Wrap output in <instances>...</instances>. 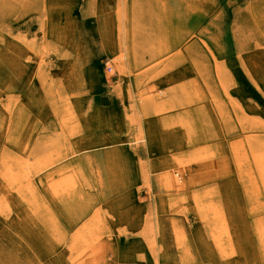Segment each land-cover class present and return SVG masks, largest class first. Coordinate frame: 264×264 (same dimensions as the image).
Returning a JSON list of instances; mask_svg holds the SVG:
<instances>
[{
    "label": "rangeland",
    "instance_id": "1",
    "mask_svg": "<svg viewBox=\"0 0 264 264\" xmlns=\"http://www.w3.org/2000/svg\"><path fill=\"white\" fill-rule=\"evenodd\" d=\"M261 159L264 0H0V264H264Z\"/></svg>",
    "mask_w": 264,
    "mask_h": 264
},
{
    "label": "bare ground",
    "instance_id": "2",
    "mask_svg": "<svg viewBox=\"0 0 264 264\" xmlns=\"http://www.w3.org/2000/svg\"><path fill=\"white\" fill-rule=\"evenodd\" d=\"M122 58V57H121ZM118 70H119V72H125L124 71V63H123V61H122V59H120V61H119V65H118ZM141 100H143V98L141 99ZM140 132V131H139ZM141 137V136H140ZM251 147H253V146H251ZM255 148H256V146H254ZM34 148V147H33ZM261 149H262V147H261ZM254 150V149H253ZM263 150V149H262ZM256 151V150H255ZM257 152V151H256ZM253 153H254V151H253ZM259 153V152H258ZM38 154V153H37ZM255 154V153H254ZM262 154V153H261ZM260 154V155H261ZM245 155V154H244ZM29 156V155H28ZM39 158H40V156H38ZM256 157V156H255ZM8 158H10V157H8ZM38 158V159H39ZM48 158H49V156H48ZM258 158V157H257ZM256 158V159H257ZM61 159L62 158H57V159H55V160H49L50 162H48V163H44L43 165H41L39 168H37V167H35V168H37V170H34V165H33V163H32V165H30L29 163H27V162H25V164H24V166L23 167H21L22 168V172H23V174L26 172H28L30 175H32V176H35V174L36 173H41V172H43V171H45V170H47L48 168H50V167H52V166H54L55 165V163H57V162H59V161H61ZM10 160V159H9ZM42 160V159H41ZM43 160H45V159H43ZM238 160V159H237ZM17 161V160H16ZM38 161V160H37ZM36 161V162H37ZM30 162V161H29ZM40 162V161H39ZM260 162H264V159L262 160L261 159V161ZM6 163V162H5ZM258 164H260V163H258ZM262 166H264V163H261V167ZM257 167V166H256ZM259 167H260V165H259ZM59 168V167H58ZM264 169V168H263ZM62 170V169H61ZM74 171V170H73ZM12 171L10 170V173H11ZM60 172V171H59ZM264 172V171H263ZM25 173V174H26ZM66 173V172H65ZM20 174H22V173H20ZM67 174V176H68V173H66ZM69 174H70V172H69ZM62 175H64V174H62ZM62 175H60V176H62ZM4 176H6V174L4 175ZM14 176V175H13ZM263 176V175H262ZM65 177V176H64ZM4 178H6V177H4ZM66 178V177H65ZM72 178H74L73 176H72ZM7 179V178H6ZM61 179V178H60ZM15 180V179H14ZM59 180V179H58ZM168 179L166 178V181H167ZM60 181V180H59ZM64 182H65V180H64ZM168 182V181H167ZM57 182H56V180H55V185H56V188H57V186L59 187V185H58V183L56 184ZM63 182H61V184H62ZM72 184H73V182H71ZM6 184V183H5ZM54 184V183H53ZM66 184V183H65ZM70 184V183H69ZM75 184V183H74ZM8 186V185H7ZM27 186H28V184H27ZM31 186V185H30ZM54 186V185H53ZM67 186V185H66ZM70 187H71V184L69 185ZM83 186V185H82ZM52 187V186H51ZM55 187V186H54ZM54 187L52 188L53 189V191L52 192H54ZM63 187H64V185H63ZM173 187V186H172ZM72 188V187H71ZM64 189V188H63ZM56 190V189H55ZM68 190V189H67ZM51 191V190H50ZM66 191V190H65ZM73 191V190H72ZM55 193V192H54ZM57 193H58V191H57ZM56 195V194H55ZM80 195H81V193H80ZM100 216V215H99ZM98 216V217H99ZM93 218V217H92ZM95 218H97V217H95ZM100 218V217H99ZM95 220H97V219H95ZM92 221V220H91ZM100 220H97V222H99ZM84 224V223H83ZM94 224V223H93ZM93 224H89V223H87L86 225V227L83 229V230H86V231H84V233L85 234H87V235H89V237L87 236V238H81V240H86V239H88V238H91V240L93 241V243L91 244V248L93 249H91L92 251H94V250H96V249H94V247H93V245L95 246V245H97L98 243H97V241H96V238L95 237H97L98 235H100V233L98 232L99 230L96 228V226L95 225H93ZM85 225H83V227H84ZM98 230V231H97ZM79 236V235H78ZM79 237H77V239H78ZM99 238V237H98ZM79 240H80V238H79ZM78 240V241H79ZM84 242H86V241H84ZM87 247V246H86ZM91 253V252H90ZM97 255L96 254H93L91 257H96ZM96 260V259H95Z\"/></svg>",
    "mask_w": 264,
    "mask_h": 264
}]
</instances>
